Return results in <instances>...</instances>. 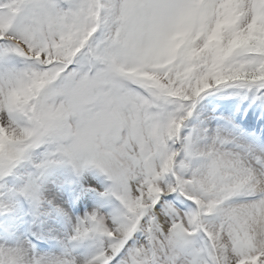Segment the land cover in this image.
<instances>
[{
    "label": "snow or ice",
    "instance_id": "obj_1",
    "mask_svg": "<svg viewBox=\"0 0 264 264\" xmlns=\"http://www.w3.org/2000/svg\"><path fill=\"white\" fill-rule=\"evenodd\" d=\"M226 89L264 101V0H0V184L28 172L32 239L94 248L0 264H264V149L232 117L185 134Z\"/></svg>",
    "mask_w": 264,
    "mask_h": 264
},
{
    "label": "rangeland",
    "instance_id": "obj_2",
    "mask_svg": "<svg viewBox=\"0 0 264 264\" xmlns=\"http://www.w3.org/2000/svg\"><path fill=\"white\" fill-rule=\"evenodd\" d=\"M225 92V93H223ZM251 93L249 90L247 89H226L220 93H214L212 95H206L205 97H203L197 105H199L200 103H203L205 101L206 97H214L216 95H218L219 99L222 100L224 99L223 103V109H221V111H225L226 108L229 106V108L231 110L234 109V107L236 108V105L234 103L228 102L229 99H227L226 97H228L227 94H231L233 96H230L232 99H236L237 95H241L242 93ZM231 101V100H229ZM235 105V106H234ZM239 110L243 111V115H245L246 113V109L243 110L242 106H240L238 108ZM256 114V113H255ZM192 127L190 128V122H187V126L185 128V134L191 133L193 132V130H203L205 128L209 129V130H213V128H215L214 126H208V125H204L201 122L199 123V120L194 119V121L192 120ZM201 142H203V137H200ZM66 174V170L63 169H58L53 173L52 180H54L57 176H62ZM28 175V172L21 168L17 171V173L13 176H10L5 182H3L2 184H0V207L3 206H9L12 203H18L17 200V195L16 193L19 191L21 185L23 184V178L26 177ZM87 177L90 178L89 174H86ZM93 185H95L97 183V181H92ZM54 186V184L52 185ZM82 212V211H80ZM80 212H78V215L80 217ZM74 223V221H69L67 223L68 227H70V225ZM64 230L62 229L61 226V231L59 232V234H50L47 236V238L51 241H56L58 240L60 242L59 245V249L55 250L53 252H51V254L47 257L50 258H66V259H77L79 260L80 258L76 257L75 254H73V252L69 249H71V239L69 238L66 234L63 233ZM91 247H92V242H91ZM40 256H43L41 254H38ZM44 257V256H43Z\"/></svg>",
    "mask_w": 264,
    "mask_h": 264
},
{
    "label": "bare ground",
    "instance_id": "obj_3",
    "mask_svg": "<svg viewBox=\"0 0 264 264\" xmlns=\"http://www.w3.org/2000/svg\"><path fill=\"white\" fill-rule=\"evenodd\" d=\"M207 98L208 99H205L203 103H200L199 105H197L196 109L193 112V115L188 120V122H190V128L193 126L192 120L194 121V119L199 120V123L201 122L204 125H208V126L212 125V127L216 126V128L220 126L216 122V120H223L229 117H232L234 119L233 122L237 121L239 123V119H241V117L237 112L234 113L235 111L234 109L232 111L227 110L226 117H223V114L221 111V109H223V103H222L223 100H220L218 95L214 97H210V98L207 97ZM228 102L235 103V105H237L238 108L242 106L243 110L246 109V114L249 111L250 114L251 113L253 114V116L256 115L257 119L255 121L258 122L259 125H262V126L264 125V101H262L257 95L253 94L252 92L251 93L244 92L241 95L238 94L237 99H234L231 101L228 100ZM227 108H229V106ZM242 113L243 112L241 111V114ZM212 114L215 115L216 120L209 123L206 116L212 115ZM258 118L259 119L262 118V120L258 121ZM251 119H252L251 116H247L244 121L245 123H248L251 121ZM238 128H240L241 130H249L247 134L253 140H256L258 138L257 133L259 134L260 132L259 129L254 132L250 130V128L244 127L243 124H242V127H238ZM261 133L264 135V131ZM8 207L12 208L13 210L9 212L8 214L2 213V216L0 217V223L4 226L6 225L8 229H14V226L16 224L15 223L16 218H17V215L19 214L18 213L19 209L15 203H13L12 205H9ZM13 234L15 236V240L19 242L20 240L18 239V236L16 235L14 230H13Z\"/></svg>",
    "mask_w": 264,
    "mask_h": 264
}]
</instances>
